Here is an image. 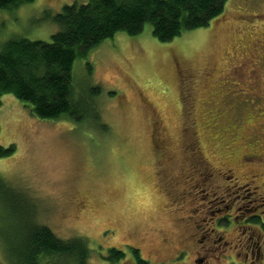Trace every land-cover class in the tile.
Wrapping results in <instances>:
<instances>
[{
    "label": "rangeland",
    "instance_id": "374dc122",
    "mask_svg": "<svg viewBox=\"0 0 264 264\" xmlns=\"http://www.w3.org/2000/svg\"><path fill=\"white\" fill-rule=\"evenodd\" d=\"M81 1L33 0L0 11V49L19 38L50 42L57 31L50 17ZM72 76L77 92L100 88L94 102L106 128L40 120L4 95L0 145H14V153L0 158V177L28 200L35 223L60 239L85 240L88 264H110L111 248L124 253L116 264H134L131 248L148 264H195L190 254L175 259L195 232L177 218L202 204L189 192L185 148L214 168H235L241 183L246 161L258 156L248 171L264 184V0H227L209 27L166 43L150 26L132 37L119 32L76 60ZM215 197L214 205L226 200ZM8 208H0V264H14L9 250L27 224ZM235 226L223 232L227 251L208 264L264 262V234ZM250 237L255 256L239 242Z\"/></svg>",
    "mask_w": 264,
    "mask_h": 264
},
{
    "label": "trees",
    "instance_id": "16d2710c",
    "mask_svg": "<svg viewBox=\"0 0 264 264\" xmlns=\"http://www.w3.org/2000/svg\"><path fill=\"white\" fill-rule=\"evenodd\" d=\"M33 0H0V11L12 10ZM227 0H84L64 5L50 17L57 31L50 42L19 38L0 49V106L4 95H11L29 107L40 120H68L75 124L100 121L95 96L99 87L75 89L72 67L103 41L122 32L140 34L150 26L151 35L166 43L185 32L209 27L223 13ZM172 21L173 23H169ZM14 153V145H0V158ZM26 220L18 243L9 253L14 264H88L90 250L85 240H63L34 222L33 207L23 194L0 177V208ZM20 241V242H19ZM130 252L135 264H148L137 249ZM124 253L108 250L105 259L116 264Z\"/></svg>",
    "mask_w": 264,
    "mask_h": 264
},
{
    "label": "flooded vegetation",
    "instance_id": "af4514ba",
    "mask_svg": "<svg viewBox=\"0 0 264 264\" xmlns=\"http://www.w3.org/2000/svg\"><path fill=\"white\" fill-rule=\"evenodd\" d=\"M185 150L190 151L191 158L187 170L188 175L185 176L186 179L188 178L186 182H191L189 192L192 191L195 195L194 203L202 204L196 207L192 215H189V219L177 218L179 222L193 223L194 226L191 231L195 232L190 233L191 236L188 239H184L185 242L186 240L189 241V245L185 244L188 248L180 250L175 259L179 260L183 254H190L193 256L195 264H208L211 257L215 256V259H217L227 251L224 246H227L228 242L223 240V232L226 231L227 227H233L238 223V225L244 227V231H247L250 227H255L260 231L259 233L264 234V220L262 217L264 211H261L260 215L258 214L259 209L264 208V184L261 182V175L257 173L249 174L250 171H248L249 165H254L258 156L251 155L252 157H249L250 159L246 161L248 162V168L245 169L247 173L243 177L248 182L241 183L235 177L237 171L235 168H228L225 165L214 168L202 156V153L199 156L196 148L192 150L191 147H187ZM255 163L258 164L259 162ZM225 182L229 186H225ZM244 186L247 187L246 190L251 195V201L248 204H244L239 195L241 194L240 190L245 188ZM177 192L175 190L174 193ZM198 194L201 195L199 201L196 200ZM217 194H221L226 200L220 203L216 201V205H214ZM175 202L180 205L177 201ZM210 211L213 212L210 213ZM251 240L250 237L240 239L239 242L242 245L245 244V249L249 250L251 256H255V250L249 246ZM249 253H246V255ZM256 253V257L259 259L261 256L260 250L258 249ZM227 255L230 256V254ZM132 260L135 264L133 257ZM259 263L264 264V262ZM255 264H257V261H255Z\"/></svg>",
    "mask_w": 264,
    "mask_h": 264
},
{
    "label": "snow or ice",
    "instance_id": "6c2138e0",
    "mask_svg": "<svg viewBox=\"0 0 264 264\" xmlns=\"http://www.w3.org/2000/svg\"><path fill=\"white\" fill-rule=\"evenodd\" d=\"M181 2H186V3H191V0H181ZM169 23H173L172 21H170Z\"/></svg>",
    "mask_w": 264,
    "mask_h": 264
}]
</instances>
